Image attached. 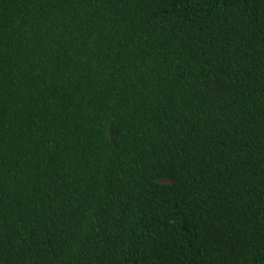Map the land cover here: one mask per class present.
I'll return each instance as SVG.
<instances>
[{"label": "trees", "instance_id": "trees-1", "mask_svg": "<svg viewBox=\"0 0 264 264\" xmlns=\"http://www.w3.org/2000/svg\"><path fill=\"white\" fill-rule=\"evenodd\" d=\"M0 264H264V0H0Z\"/></svg>", "mask_w": 264, "mask_h": 264}, {"label": "water", "instance_id": "water-1", "mask_svg": "<svg viewBox=\"0 0 264 264\" xmlns=\"http://www.w3.org/2000/svg\"><path fill=\"white\" fill-rule=\"evenodd\" d=\"M110 136L113 137L114 136V129H111L110 132H109ZM158 183L160 184H173L174 183V180L173 179H170V178H166V179H160L157 181Z\"/></svg>", "mask_w": 264, "mask_h": 264}]
</instances>
